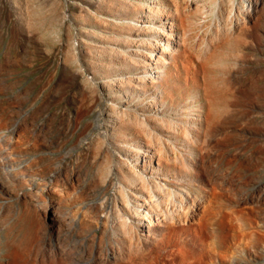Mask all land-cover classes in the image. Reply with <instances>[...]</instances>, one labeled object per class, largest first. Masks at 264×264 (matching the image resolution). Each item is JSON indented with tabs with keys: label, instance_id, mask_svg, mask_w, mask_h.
<instances>
[{
	"label": "rangeland",
	"instance_id": "obj_1",
	"mask_svg": "<svg viewBox=\"0 0 264 264\" xmlns=\"http://www.w3.org/2000/svg\"><path fill=\"white\" fill-rule=\"evenodd\" d=\"M184 1L0 0V264H264V1Z\"/></svg>",
	"mask_w": 264,
	"mask_h": 264
},
{
	"label": "bare ground",
	"instance_id": "obj_2",
	"mask_svg": "<svg viewBox=\"0 0 264 264\" xmlns=\"http://www.w3.org/2000/svg\"><path fill=\"white\" fill-rule=\"evenodd\" d=\"M260 3H262L264 0H259ZM153 3V2H152ZM185 5L187 8H191L196 14L200 13L201 15L205 13V4L210 3L211 5H219L220 3L225 5L226 7V14H227V18L231 20V22H233L235 20V17L240 14V13H246L248 12V9L252 10L253 7L256 6L257 1L256 0H244L243 4H238L236 3V0H220V3H218V0H185L184 1ZM150 4V3H149ZM242 7V8H240ZM95 14V13H94ZM165 16V15H164ZM203 16V15H202ZM201 22V21H199ZM239 22V21H238ZM235 23V22H234ZM163 24H167L166 22H164ZM168 26V24L166 25ZM168 28V27H167ZM128 29V28H127ZM126 29V30H127ZM134 35V34H133ZM164 40V38H163ZM172 40V39H171ZM173 41V40H172ZM158 47V46H157ZM161 49L163 51H167L168 47L167 44H161L160 45ZM131 51V50H130ZM64 59L67 61H71L72 57L70 54H68L67 52L64 54ZM149 59V58H148ZM59 60V59H58ZM148 70V69H146ZM153 74V72H152ZM151 75V74H150ZM152 95V94H151ZM186 102V101H185ZM109 105V104H108ZM123 107V106H122ZM105 134V133H104ZM142 181H146V179H144ZM179 206V205H178ZM151 219H147L146 222H150ZM129 220L126 218H122L121 223L122 225H126V223H128Z\"/></svg>",
	"mask_w": 264,
	"mask_h": 264
}]
</instances>
